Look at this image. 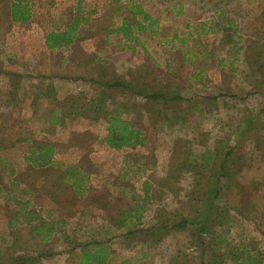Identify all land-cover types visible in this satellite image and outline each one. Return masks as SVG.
I'll return each instance as SVG.
<instances>
[{"label": "rangeland", "instance_id": "obj_1", "mask_svg": "<svg viewBox=\"0 0 264 264\" xmlns=\"http://www.w3.org/2000/svg\"><path fill=\"white\" fill-rule=\"evenodd\" d=\"M31 3L32 20L12 23L9 3L0 0V106L9 81L18 80L7 74L12 68L23 67L33 75L77 78L72 89L86 103L97 99L101 89L106 90L105 105L110 111L124 106L123 118L141 130L146 143L139 146L148 151L139 164L133 161L127 169L124 164L118 168L139 182L135 173H141L140 177L153 173L158 164L156 155L163 158L173 148L170 164L163 162L159 174L161 168L157 167L154 179L163 182L171 198H179V212H189L198 204V200L193 201L199 196L192 194L197 179L193 173L204 177L212 173L210 167L200 165L205 151L223 142L236 145L243 169L224 197L232 215L226 226L229 244L222 247V256L215 264H257L261 257L264 264V0H133L158 23L144 30L138 29L142 16L130 8V0ZM159 4L163 5L162 12ZM79 8L82 20L78 40L60 50H48L47 33L65 29ZM125 17L133 24L130 36L114 31ZM32 61L37 66L28 68ZM101 66L104 71L98 72ZM112 78L129 81L131 91L106 89L97 83ZM139 88L167 97L176 95L180 100H149L137 93ZM192 102L195 111H187ZM102 111L95 127L99 134L80 128L67 142L75 150L82 148L87 158L94 147H102L95 137L107 132L108 119ZM248 116L256 117L253 123L245 124ZM167 117L177 126L170 127ZM94 163L87 162V167L92 169L98 164ZM0 180L7 177L0 175ZM169 211L163 214L167 216ZM67 226L59 223L56 231ZM146 229L141 227L131 234L132 242L136 237L151 240L150 247L142 252L145 254H135L137 262L132 264H212L211 254L201 252L189 230ZM243 244L246 252L240 247Z\"/></svg>", "mask_w": 264, "mask_h": 264}, {"label": "crops", "instance_id": "obj_2", "mask_svg": "<svg viewBox=\"0 0 264 264\" xmlns=\"http://www.w3.org/2000/svg\"><path fill=\"white\" fill-rule=\"evenodd\" d=\"M162 7L159 4L160 12ZM26 66L37 64L32 61ZM11 70L7 72L18 80L9 81L0 106V175L7 177L0 180V264H9L2 260L7 251L12 256L39 255L38 264H80L83 247L92 252L103 250L105 264L137 262L136 255L147 251L151 240L136 237L132 242V232L156 225L166 210L180 211L179 198H171L163 182L154 179L163 171V162L170 164L173 148L163 158L156 155L153 173L140 177L136 172V182L118 165L127 169L133 161L142 162L148 154L144 147L111 148L106 142L108 131L95 137L102 147H94L88 158L82 148L75 150L67 143L80 128L99 134L95 128L99 118L75 115L66 103L79 93L72 89L77 78L33 75L23 67ZM194 104L188 105L187 111L194 112ZM166 121L170 127L177 126L173 118ZM61 129L67 135H62ZM44 146L53 149L52 165L36 167L27 161L32 151L43 155ZM87 162L98 164L91 169ZM157 167L161 169L155 175ZM59 223L68 226L58 232ZM40 225H44L42 230L37 229Z\"/></svg>", "mask_w": 264, "mask_h": 264}, {"label": "trees", "instance_id": "obj_3", "mask_svg": "<svg viewBox=\"0 0 264 264\" xmlns=\"http://www.w3.org/2000/svg\"><path fill=\"white\" fill-rule=\"evenodd\" d=\"M132 1L133 0H130V8H132L136 15L142 16L141 21L137 22L138 29L144 30L147 26L152 27L151 25L157 23L156 20L152 19L151 15L146 13L139 5L132 3ZM7 2L9 3V17L12 23H28L32 20L33 8L31 0H7ZM111 2H119V0H111ZM261 16L264 23V10ZM81 20V9L79 8L75 12L73 21L65 29H57L47 33V48L55 50L74 44L78 40ZM132 26L133 24L125 17L121 26L114 31L122 33L124 36H130ZM101 71H104L103 66L99 68L98 72ZM7 74L11 73L7 72ZM97 83L106 89L111 87L130 91L132 89L129 81L119 78H112L109 81L100 80L97 81ZM137 93L149 100L155 101L163 99L167 102L174 98L180 100V97L176 95L167 97L162 92H146L143 88H139ZM106 94V90L104 91V89H101L98 92V98L92 99L88 103L84 102L78 95H71L66 100V103L74 109L75 115L78 114L90 117L94 114V118H99L100 110L103 109L102 113H105L108 119L106 142L111 148L121 149L123 147L144 145L146 139L141 130L137 129L127 119L123 118V114L126 112L124 106H118L115 110L110 111L105 105ZM255 119V116H248L246 117L245 124L253 123ZM244 129L247 128L245 127ZM223 143L224 145L216 146L214 149H208L202 157L203 163L200 164L201 167H210L212 173L206 177L202 176L200 173H193V175H197V179L193 184L194 191L192 194L199 195L193 198V201L198 200V204L192 206L193 210L190 209L189 212L178 211L169 213L167 216L164 215V219L159 221L156 225L146 229L147 231L189 230L192 239L201 247V252L204 254L205 251H207L209 255L211 254L210 258H212V264L218 263V258L222 256V247L228 246L229 244V230L226 226L231 221L232 215L228 199H224V197L228 194L226 192L234 186L243 169L242 164L239 165L242 157L236 156L237 146L235 145L232 147L225 142ZM43 149L45 153L40 156H36V151H32V154L27 157V161L31 162L36 167L52 165L53 149L50 146H44ZM42 227H44V225H40L37 229L42 230ZM221 228H223V230ZM240 247H243L242 250L246 252L244 244ZM83 248L80 264H105L107 256L103 250L100 249L98 252H92L88 247ZM11 256L12 253L7 251L2 257V260H14L17 264H38L41 260L39 255H13L12 259L10 258ZM248 256H250V254H248ZM239 258L241 257H237V259ZM261 258L257 264H262ZM221 264H223V262Z\"/></svg>", "mask_w": 264, "mask_h": 264}]
</instances>
